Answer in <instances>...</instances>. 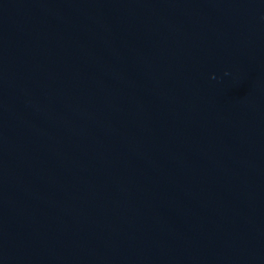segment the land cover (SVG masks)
Wrapping results in <instances>:
<instances>
[{
  "label": "water",
  "instance_id": "obj_1",
  "mask_svg": "<svg viewBox=\"0 0 264 264\" xmlns=\"http://www.w3.org/2000/svg\"><path fill=\"white\" fill-rule=\"evenodd\" d=\"M0 264H264V0H0Z\"/></svg>",
  "mask_w": 264,
  "mask_h": 264
}]
</instances>
